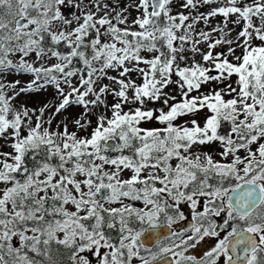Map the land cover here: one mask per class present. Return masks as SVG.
I'll return each mask as SVG.
<instances>
[{"label":"snow or ice","instance_id":"6c2138e0","mask_svg":"<svg viewBox=\"0 0 264 264\" xmlns=\"http://www.w3.org/2000/svg\"><path fill=\"white\" fill-rule=\"evenodd\" d=\"M0 141V264H264V0H0Z\"/></svg>","mask_w":264,"mask_h":264},{"label":"rangeland","instance_id":"374dc122","mask_svg":"<svg viewBox=\"0 0 264 264\" xmlns=\"http://www.w3.org/2000/svg\"><path fill=\"white\" fill-rule=\"evenodd\" d=\"M202 10H204V9H202ZM174 11H175V9H174ZM136 15H137L136 11L133 10L132 13H131V16L134 17ZM217 19H219V18H217ZM198 28L204 29L205 26L203 24H201V25H198ZM237 54H239V52H237ZM188 56H189V63H190L192 61V59H193V56H192L191 53H189ZM194 58H195V60L200 61L199 55H196ZM133 78H135V74H133ZM7 79L9 81L18 79V80H20V86H26L27 83L30 81L31 76H30V74H15V75H9ZM234 79L235 78H233V80ZM104 82L107 83V81H104ZM211 87H213V85H208V86L204 87L202 89V91L207 92L209 90V88H211ZM217 87H219V86H217ZM166 91H168L170 94H175V92H176L175 86L174 85L173 86H170ZM193 94H195V93H193ZM111 99L112 98L109 97V100H111ZM177 99H179V96H177ZM53 100H54V96L52 94V89L49 88L47 91L41 92L39 94H24V93H22L19 97H17L15 103H16L17 106H19L21 104H26L29 107H38V106H43L44 103H47V102L53 101ZM147 106L148 107H161L162 105H161L160 102H157L155 104L149 103ZM79 111H80V109H69L68 113H65V115L74 116ZM203 117H204V113L201 112L199 114V116L197 117V119L202 122ZM62 118H63V116H57L55 122H59V120H61ZM190 118L191 117H184V118L178 120L177 123H183V121L185 119H190ZM55 122H54V125L53 126H55ZM143 126L144 127H158L160 125L157 124L156 122H151V123L145 124ZM80 134L83 135L84 133H80ZM0 143H3V141H0ZM218 147L219 146L216 145V144L206 145V146H204L202 148V150L203 151H209V152H215V151L218 150ZM4 150L5 151H10L11 149L5 148ZM215 158L216 159H220L219 156H216Z\"/></svg>","mask_w":264,"mask_h":264},{"label":"flooded vegetation","instance_id":"af4514ba","mask_svg":"<svg viewBox=\"0 0 264 264\" xmlns=\"http://www.w3.org/2000/svg\"><path fill=\"white\" fill-rule=\"evenodd\" d=\"M217 222L222 223V220H220V218H217ZM191 223H192V210L190 208H186L185 219L183 221H178L176 224L173 225V228L177 231H180L183 228H187ZM163 231L165 234H167V229H164ZM211 243L212 241L210 240L207 243L202 242L201 245L197 247V249L190 251L193 255H197V254L202 255L203 252L208 249Z\"/></svg>","mask_w":264,"mask_h":264},{"label":"trees","instance_id":"16d2710c","mask_svg":"<svg viewBox=\"0 0 264 264\" xmlns=\"http://www.w3.org/2000/svg\"><path fill=\"white\" fill-rule=\"evenodd\" d=\"M79 67V65H77Z\"/></svg>","mask_w":264,"mask_h":264}]
</instances>
